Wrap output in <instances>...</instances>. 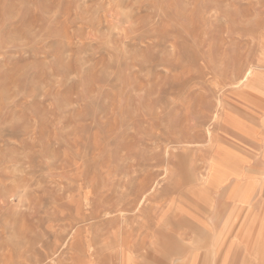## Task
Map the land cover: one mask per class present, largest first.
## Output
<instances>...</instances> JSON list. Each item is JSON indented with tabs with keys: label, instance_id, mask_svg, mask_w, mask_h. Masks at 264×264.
I'll list each match as a JSON object with an SVG mask.
<instances>
[{
	"label": "rangeland",
	"instance_id": "374dc122",
	"mask_svg": "<svg viewBox=\"0 0 264 264\" xmlns=\"http://www.w3.org/2000/svg\"><path fill=\"white\" fill-rule=\"evenodd\" d=\"M92 263L264 264V0H0V264Z\"/></svg>",
	"mask_w": 264,
	"mask_h": 264
},
{
	"label": "bare ground",
	"instance_id": "6f19581e",
	"mask_svg": "<svg viewBox=\"0 0 264 264\" xmlns=\"http://www.w3.org/2000/svg\"><path fill=\"white\" fill-rule=\"evenodd\" d=\"M253 69L252 68H250V69H248L246 72H245V74H244V76H243V78H242V81H246V80H248L249 79V77H251V75L253 74ZM212 167V166H211ZM211 170V169H210ZM210 173V172H209ZM209 173H208V175H209ZM80 179V178H79ZM76 180V179H75ZM71 181V180H70ZM72 182V181H71ZM81 183V182H80ZM73 184V183H72ZM83 189V188H82ZM80 190V189H79ZM88 191V190H87ZM90 191V190H89ZM95 192V191H94ZM94 195V194H93ZM90 198V197H89ZM88 198V199H89ZM144 199V198H143ZM89 206H91V205H89ZM89 212V211H88ZM176 215V214H175ZM172 216V215H171ZM177 217H179V216H177ZM66 219H68V218H66ZM172 219V218H171ZM174 220H175V218H174ZM88 221V220H87ZM101 221V220H100ZM167 221V220H166ZM169 222V221H168ZM96 226V225H95ZM88 238V237H87ZM92 241V240H91ZM70 243V242H69ZM67 245V244H66ZM61 247V246H60ZM95 262V261H94ZM44 263V262H43ZM93 264V263H92Z\"/></svg>",
	"mask_w": 264,
	"mask_h": 264
}]
</instances>
